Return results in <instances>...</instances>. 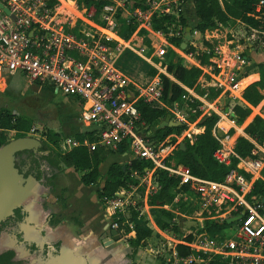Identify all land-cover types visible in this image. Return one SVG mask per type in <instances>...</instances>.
I'll return each instance as SVG.
<instances>
[{
    "label": "built area",
    "instance_id": "obj_1",
    "mask_svg": "<svg viewBox=\"0 0 264 264\" xmlns=\"http://www.w3.org/2000/svg\"><path fill=\"white\" fill-rule=\"evenodd\" d=\"M50 1L0 0V4L10 11L7 14L0 7V75L21 74L31 86L51 89L57 95L79 101L80 120L89 130L83 136L66 137L61 146L63 153L79 147H86L90 152L99 149L118 152V147L125 144L134 158L152 164V170L147 169L144 175L133 173L140 181L138 187L121 189L113 196L103 199L112 228L120 229L119 221L123 219V226L129 225L130 229H134L128 219L132 210L138 212L140 217L142 208L133 192L145 186L147 196L154 194L158 189L154 173L163 170L179 178L182 186L188 187L189 192L182 193L178 199L185 197V200H192L193 206L197 207V217L203 221L228 219L244 212L238 222L239 234L235 240L206 237L196 244L176 240L177 244L190 247L195 252L181 258L175 251L177 264H204L216 257L228 259L232 264H264V204L261 203L262 197L248 199L255 182L263 180L264 143L250 139L255 146L253 158L236 156L240 161L238 170H232L224 182L198 178L188 168L169 161L181 141L185 138L192 141L193 135L187 134L180 141L184 132L181 136H173L175 142L169 138L157 144L145 136L146 126L144 129L138 127L141 114L137 103H161L163 84L160 75H169L161 65L153 63L146 49L125 43L117 22L119 12L124 10L121 9L122 5L115 6L112 2L104 6L101 12L104 25L94 24L98 31L93 34L85 29L87 23H82L80 26L83 30L78 27L79 31H67L56 24L54 7L50 6ZM262 4L263 2L260 6ZM152 10L149 7L145 12L131 9L126 11L129 15L128 23L134 19L138 29L142 19L153 16ZM89 11L85 20L92 23L97 12L94 8ZM168 14L170 13L166 10L160 16ZM111 42L116 44L114 54L108 46ZM125 49L131 50L159 71V75L148 86L137 85L117 68L116 60ZM236 58L238 63H248L241 55H236ZM214 77V88L224 93L227 89L238 93L237 97L242 98L244 87L241 84L244 78L236 69L221 71ZM174 107L175 111L171 115L176 118L173 121L184 123L186 120L180 111V104L176 103ZM227 113H230V109ZM234 117L232 112L231 118ZM43 133L45 131L39 132L38 128H33L30 135L41 138L42 134V139H46ZM229 140V137L219 140L222 149L215 154L219 162L227 165L230 157L235 155L233 147L227 151L224 149L225 142ZM239 171L252 177L248 179ZM121 233H124V229Z\"/></svg>",
    "mask_w": 264,
    "mask_h": 264
},
{
    "label": "trees",
    "instance_id": "obj_2",
    "mask_svg": "<svg viewBox=\"0 0 264 264\" xmlns=\"http://www.w3.org/2000/svg\"><path fill=\"white\" fill-rule=\"evenodd\" d=\"M65 1L71 5L77 2L80 7H85L87 10L94 8L99 14L102 12L104 6L112 4L110 0ZM261 2L263 4L260 6ZM58 4L57 0L50 1L51 7H55ZM130 4V9L133 11L142 10L145 12L149 9L146 0H130ZM194 9L197 20H199L194 30L201 34L216 30L220 26L227 25L234 20L244 24L247 29L259 32L264 41V0H194ZM128 17L129 15L119 12L118 19L121 21L119 32L125 40L129 39L137 30L136 21L132 19L128 23ZM175 20L173 16L157 17L154 15L151 27L155 32L165 33ZM181 25L185 29L190 24L186 19H182ZM172 41L174 42L173 45L181 50L182 42L178 39H172ZM209 48L210 50L208 51H199L189 44L185 50L181 51L188 56H192L202 68H212L211 73L217 76L220 74L221 69L212 61L216 56V51L210 45ZM253 48L252 50H254ZM176 61L172 60L169 63H160L162 68L174 79L172 80L166 75H160L163 84L161 103L149 104L144 101L137 103L141 114L138 127L144 129L146 126L145 136L151 142L157 144L169 138L172 142H175L173 136H181L188 129V123H182L178 127H170L169 124L164 125L165 127L157 126L159 123L164 122L168 115H171V106L179 103L182 107L187 104L192 108H196L199 104L194 97L188 95L184 87L200 91L201 87L197 85V82L205 76L203 69L197 66L186 67L180 63V59ZM116 66L128 77L133 73H138L142 78L144 77V83L137 82L143 87L148 86L159 75V71L155 67L148 64L129 49L123 50L116 60ZM256 78V76L253 77L249 84ZM208 79L210 80V77ZM208 90L209 93L206 94L202 91L201 94L203 96L206 94L207 98L211 100H216L222 93L220 89L216 88H209ZM263 91L264 64L259 67V80L251 83L241 94L246 104L244 106L238 105L234 108V119L238 124H243L251 116V109L258 107L264 101ZM185 97H188L189 101L187 103L183 100ZM200 117L201 114L198 111L194 117L191 116L190 121L195 122ZM220 123L221 117L214 112L209 116H203L197 124L198 128L203 129V131L194 135L192 141L189 138H185L183 141L185 149H182L179 145L169 161L188 168L198 178L214 182H224L232 170H238L240 161L236 156L243 159L253 158L252 153L255 146L250 139L258 143H264V119L256 116L245 128L244 133L246 136L237 138L233 149L235 155L230 157L228 165L219 162L215 158V154L222 149V144L219 140L232 137L235 134V130L233 128L225 130L220 127ZM35 125V120L27 115L16 114L9 108H0V147L9 142V132H16L19 137H27ZM154 127L156 129L151 131ZM46 130L43 136L47 138V141L42 140L45 150L48 152L47 156L43 158L46 163L45 171L37 162H35L34 169L37 171L38 177L43 179L46 186L50 187L53 191L55 190L56 183L61 179L62 173L64 174L61 166L67 169L73 168L76 173L80 174L81 182L85 186L100 187V190L97 192L100 200L113 196L121 189L130 190L132 187H138L140 181L133 176V173L137 172L140 175H144L147 169L152 170L153 168L150 162L135 158L127 164H112L106 176H103L100 167L106 159L102 156V149L90 152L86 147H79L63 153L60 151V135L51 131L48 127H46ZM122 148L125 149L126 145H122ZM239 172L244 174L248 179L251 178L249 174L243 171ZM262 177L263 180L255 182L248 199L252 200L264 197V170L262 171ZM102 179H105L103 185H101ZM154 180L158 184V189L154 194L149 196L148 206L157 226L165 234L174 235L177 240L182 242L196 244L206 237H222L223 231L232 226V224L227 223L226 218L206 219L203 227H198L192 233L185 235L180 223L176 222L175 205L177 204L176 200L179 195L189 192L188 187L182 186L179 178L171 176L163 170H157L154 173ZM140 192L144 194L145 189L141 188ZM139 206H142L141 203ZM165 207L171 209H166ZM128 220L130 223H134L135 228L132 230L129 225L123 226L124 220L121 219L119 221V231L121 232L124 229L123 235H129L132 232L136 233V237L130 239L129 243L131 247L137 250L153 237L154 231L148 227V221L139 217V213L134 210H132ZM175 251L178 257L181 258L195 253L190 247L182 244H177ZM204 258L206 259V257ZM207 264L226 263L223 259L217 257L212 258Z\"/></svg>",
    "mask_w": 264,
    "mask_h": 264
},
{
    "label": "rangeland",
    "instance_id": "obj_3",
    "mask_svg": "<svg viewBox=\"0 0 264 264\" xmlns=\"http://www.w3.org/2000/svg\"><path fill=\"white\" fill-rule=\"evenodd\" d=\"M57 1L59 4L53 8V12L55 14V23L61 27H64L65 30L73 31L74 29L75 31L76 29V31H79L78 27L83 30L80 25H82V23H87L85 24V29L95 34V32L98 30L94 24L98 25V23H100L104 25L101 13H97V15L93 16V22L89 23L85 20V18L89 16L90 11L85 7H80L77 2H75L73 5H68L64 1ZM111 1L115 6H118L119 4L122 5L121 9H124L122 12L125 15H128L126 11L130 10V0ZM147 4L149 7H151V9H153V16L156 15L159 17L160 13L166 12V10H168L170 13L168 16L173 15L176 20L171 26L168 27L167 32L158 33L155 32L151 26H149V22L151 23L153 16H149L148 18L146 17L145 19L141 20L136 32L129 39L125 40V43H130L131 46L142 47L146 49L148 56L152 57V60L156 64L159 62L169 63L172 60L176 61L180 59V63L186 67L198 66V62L192 56L186 55L183 53V51L173 45L174 42L172 39H178L181 42L184 41L186 28L184 29L182 27L181 20L186 19L190 24L189 27L192 28V40L189 44L193 45V47L199 51L210 50V45L211 48L216 51V56L214 59H212V61L217 63V66L222 72H228L230 70L236 69L238 73L241 74V77L244 78L241 84V87H244L243 90L250 85L248 84L245 86V83L248 82V80L253 76L259 74V67L260 65L264 64V41L259 32L247 29L244 24L233 20L227 25L220 26L216 30L207 31L204 34H201L194 30L196 24L199 22L195 14L194 0H148ZM117 22L120 29L121 21L117 19ZM108 46L110 47V51L114 54L116 44L111 42ZM250 46H252V48L254 46V52L252 53H250ZM236 55H241L242 58H246V62L248 63H238ZM203 69L205 71V76L197 82V85L201 87V90L199 91L187 88L188 95L193 96L198 101V106L196 108H192L187 104L183 107L180 105V111L186 120L184 123H190V125L188 124V129L191 128V124L196 125V123L200 121H190L191 116L194 117L198 111L200 112L201 116H209L213 112L218 114L223 121L220 127L224 128L225 130L230 128L235 130V134L233 135L234 137H232L233 139L225 142L224 149L227 151L238 137L244 136L245 128L253 121L256 116H260L264 119V101L258 107L251 109V116L243 124H238L234 118H231V113L234 111L236 106L245 105L243 99L237 97L238 93H232L227 89L225 90V93L222 92L216 100L207 98L206 94L209 93L208 89L210 88V86L207 85V81H215V77L210 76L207 73L208 71L206 68ZM130 77L136 82L144 83V77L142 78V76L138 73H133ZM208 77H210V80ZM0 85H2V87H0V108H9L16 114H24L34 119L36 122L34 128H38L39 132L47 131L46 124L48 122H57L56 129H51V131L60 135V151L63 152L61 146H63L64 139L66 137H70L73 132L68 128L70 127V123L72 121L74 124L78 123V118L81 112L78 101L76 99L74 100L73 98H66L65 96L57 95L47 88L31 86L27 83L26 78L21 74H7L4 78H2L0 75ZM202 91L206 93L204 96L201 94ZM183 100L186 103L189 101L188 97H185ZM175 104L170 107L171 114L172 111H175ZM227 109H230V113H227ZM173 118L176 117L173 115L172 119ZM77 125H82V123ZM157 126L165 127L164 122L159 123ZM194 127L196 128L197 126ZM155 129L156 128L154 127L152 130H150L153 131ZM29 136L33 137L32 135ZM17 137L19 136L16 132L8 133L9 140H13ZM43 140L47 141V138ZM129 153L131 156H133L131 151H129ZM260 155L262 156L263 154L260 153ZM106 167L107 165H104L101 168L102 173H105ZM61 169L64 171L67 170V168H64V166H61ZM64 180L65 174L62 173L61 179L56 183L55 191H53L51 188L49 189V193L53 197L50 199V201L54 203V207H52L51 204H47L45 207L57 215L59 219L58 221H60V218L63 217L62 212L65 206L63 204V194L65 193L63 192ZM71 181L73 183L77 182V185L81 184L80 178L74 172L72 174ZM104 183L105 181L102 179L101 185ZM95 190L98 192L100 187L96 186ZM133 193L135 198L139 199V201H143V194L140 192V190L134 191ZM140 203L141 205H144L143 202ZM181 206V203L175 205V212L183 233L188 235L192 233L194 229L200 227V222L197 219L198 217L195 210L197 207L195 208L193 206V208L188 211L185 208V205L183 208H181ZM150 216H152L151 210L149 208H145L144 206L141 209L140 217L145 219ZM151 218H149V221H151ZM132 224L135 228L134 223ZM238 226V222L233 223L232 226L223 231L222 237L224 239H237L239 234ZM166 236L160 235L156 237V235L153 234L154 240H147L145 245L140 248L143 250V256H149V253L146 252V250L156 249V252H153L151 256H149L154 259V262H151L150 264H161L159 263L161 261L158 262V260L162 259L165 261H168L169 259H172V261L175 260L173 256L174 252L170 249H175L177 245L175 241L177 238L174 235L166 234ZM135 237V233L124 235V243L129 245V247L126 249L125 255L127 260L130 262H135V258H137L136 254H138L139 251V249L135 250V248L131 247L129 243L130 239H134ZM172 263H175V261Z\"/></svg>",
    "mask_w": 264,
    "mask_h": 264
},
{
    "label": "crops",
    "instance_id": "obj_4",
    "mask_svg": "<svg viewBox=\"0 0 264 264\" xmlns=\"http://www.w3.org/2000/svg\"><path fill=\"white\" fill-rule=\"evenodd\" d=\"M61 1L66 2L65 0H61ZM67 4L71 5L69 3H67ZM250 47H251L250 53L254 52V50H252V46H250ZM153 63L156 64L154 61H153ZM160 63H163V62H159L156 65L160 66L161 65ZM151 66H153V65H151ZM197 67L202 68L199 64ZM206 69L208 71L207 73L210 76H213V77L215 76L211 73L212 72L211 68H206ZM203 71H204V69H203ZM255 76L257 78L254 81H252L251 83L259 80V74L255 75ZM255 76H253V77H255ZM1 77L4 78L5 76L1 75ZM167 77H169L170 79H173V77L171 75H169ZM251 79L248 80V83L245 86H247L249 84ZM131 80L134 81L133 79H131ZM135 83L137 85H139L137 82H135ZM207 85H209L210 88H214L213 87L214 86L213 80H211V82L207 81ZM139 86H141V85H139ZM141 87H143V86H141ZM184 88H186V87H184ZM186 91H187V88H186ZM263 94H264V91H263ZM66 98H71V97H66ZM243 102L245 103L244 100H243ZM78 105L80 106L79 101H78ZM172 116L173 115H171V117ZM202 117L203 116L198 118V120H200ZM197 121H195V122H197ZM222 122L223 121H221L220 124H222ZM75 123H76V121H75ZM79 123H82V125H77ZM77 124H74L73 121L70 123V127H68V128L73 131L70 137L83 136L86 132H88L89 127H87L80 120V115H79ZM188 124L190 125V123H188ZM197 124L198 123H196V125L191 124V126H190L191 128L188 129L187 131H185L183 136L180 137V141L187 134H192L194 136V135L198 134L200 131H203V129L198 128ZM194 126H197V127L195 128ZM244 136H246V135L244 134ZM229 139H233V138L229 137ZM183 141H181V143H184ZM235 143H236V141H234V143L231 147L234 148ZM180 146H181V144H180ZM129 151H130V149L128 147H126L125 149L123 148L122 151L118 150V152L103 151L102 156L105 157L106 160L102 163L100 170L104 165H107V167H106L105 173L101 172L102 175L106 176V173H107L109 167L114 163L127 164V163H130L131 160L135 159L133 156L130 155ZM73 172L76 173L73 168H68L67 170L64 171L65 180L63 182V192H65V193L63 194L64 195L63 196V198H64L63 204L65 206H64V210L62 212L63 217L60 218V221H59L60 224L57 227V229L55 230L56 235L58 236L57 238L60 240H63V243H65L66 246L68 245L70 247L69 249H72V252L70 253V256L72 257V259H74L77 262H82V261L87 262L88 264H135V263L136 264H150L151 262H154V259H152L149 256H151V254L153 252H156L155 251L156 249L146 250V252L149 253V256H143V254H144L143 250L139 248L138 254H136L137 258H135V262H130L129 260H127V258H125L126 257V255H125L126 249L129 247L128 244H125L124 246H119L118 249H114L116 251V253H113L114 251L113 252L111 251V253L114 254V256L116 255V257L113 256V257L109 258L108 254L111 255V253H108V254L106 253L104 255V253L101 252V250L103 249V247L101 246V243H100L101 232H102V230H104L106 228V224L109 223V221H111V220H109L107 218L104 207L98 199L97 191L95 190L96 186H85L82 182L80 185H77V182L73 183L71 181ZM76 175H78V177L81 180L80 174L76 173ZM104 181H105V179H104ZM141 187L145 189V192L143 194V199H142L143 201H139V199H138L139 203L140 202L144 203V205H142L140 207L143 208L145 206V208L150 209V207L148 206L149 196H147L146 188H145V186H141ZM141 187L139 188V190L141 189ZM49 189H50V187H47L45 189V191H46V194L48 195L49 200H50L53 197L49 193ZM184 198L185 197L180 198V199L177 198L176 203L177 204L181 203V205H185V208L188 211H190L193 208L192 200H190V199L185 200ZM165 208L171 209L169 207H165ZM151 217L152 216L147 217L145 219L148 221V227L154 231V235H156V237H158L160 235L166 236V234L157 226L154 218L153 217L151 218ZM149 218H151V221H149L150 220ZM197 219L200 222L199 223L200 227H203L205 220L203 221L202 218H197ZM68 232H69V234H67ZM134 233L135 232H132V234H134ZM135 235H136V233H135ZM153 240H154V237L149 239V241H153ZM119 249H121V250H119ZM81 250H82V252H81ZM170 250L175 252V249H170ZM120 251H122V254H121L122 257L117 255L118 253H120ZM118 256L121 258L120 261H119ZM173 256H174V254H173ZM144 259H147V260H144ZM223 260L226 264H232L228 259H223ZM159 261H161V262H159ZM174 261H175V263H172ZM174 261H172V259L171 260L169 259L168 261H165L164 259L158 260V262L161 264H177L176 260H174ZM207 263H208V261L204 264H207Z\"/></svg>",
    "mask_w": 264,
    "mask_h": 264
},
{
    "label": "flooded vegetation",
    "instance_id": "obj_5",
    "mask_svg": "<svg viewBox=\"0 0 264 264\" xmlns=\"http://www.w3.org/2000/svg\"><path fill=\"white\" fill-rule=\"evenodd\" d=\"M33 137L39 139L41 142L43 140L42 138H38L37 135ZM43 146L44 148L39 149L37 153L26 151L16 155V168L19 170V173L24 178H28L29 176L35 177L43 187H41V190L38 187L35 199L27 200L15 209L11 211L6 210L3 214H0V264H61L60 251L63 245L66 244L63 243V240L58 239L56 235L55 230L60 222L54 212L45 208L47 204H51L54 207V203L49 200L46 194L45 189L47 186L44 180L38 177V173L34 169L35 162H37L45 171L46 163L43 158L47 156L48 152L45 150L44 143ZM99 201L105 210L103 200L99 199ZM31 203L33 206L32 212H30ZM112 229V222L109 221L106 224V228L101 232L100 243L103 247L101 252L104 255L111 253V251L116 253L114 249H118L119 246L126 244L124 243V235L119 229H114L119 231L123 239L111 247H104L101 240L103 237L110 238V231ZM69 252L71 253L72 249ZM121 254L122 251L117 255L122 257ZM108 255L109 258L114 256L112 253ZM69 257L72 259L70 255ZM73 260H71L73 264H88L87 262L82 261L78 263Z\"/></svg>",
    "mask_w": 264,
    "mask_h": 264
},
{
    "label": "water",
    "instance_id": "obj_6",
    "mask_svg": "<svg viewBox=\"0 0 264 264\" xmlns=\"http://www.w3.org/2000/svg\"><path fill=\"white\" fill-rule=\"evenodd\" d=\"M0 7L9 14V10L4 8L2 4ZM192 28H186V35L184 41L181 44V50H185L190 41L192 40ZM2 76H5L2 73ZM229 112V109H227ZM169 124L170 127L181 126L182 123L173 121L171 115H168L164 121V125ZM46 127L49 129H56L57 122H48ZM43 143L35 137H19L13 140H10L8 143L0 147V214H3L6 210H12L16 207L25 203L27 200H33L36 197V191L41 190L40 182L33 176L24 178L22 174L19 173V170L16 168V155L21 152L33 151L37 153L39 149H43ZM181 148L185 149V143H181ZM119 151H122V146L118 147ZM261 203L264 204V197L261 199ZM32 203L30 204V212H32ZM244 215V212L241 215L233 216L227 219L228 224H233L239 222ZM109 227V225H108ZM111 237H103L102 242L104 247H111L117 242L121 241L123 238L119 234L118 230L112 229L110 231ZM68 245H63L62 250L60 251L61 264H73L72 259L69 257ZM75 261V260H73ZM79 263V262H78Z\"/></svg>",
    "mask_w": 264,
    "mask_h": 264
},
{
    "label": "bare ground",
    "instance_id": "obj_7",
    "mask_svg": "<svg viewBox=\"0 0 264 264\" xmlns=\"http://www.w3.org/2000/svg\"><path fill=\"white\" fill-rule=\"evenodd\" d=\"M0 87H2V85H0ZM238 130H240V129H238ZM241 131V130H240ZM243 134V133H242Z\"/></svg>",
    "mask_w": 264,
    "mask_h": 264
}]
</instances>
